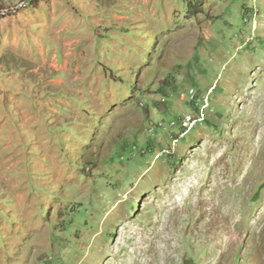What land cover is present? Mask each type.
<instances>
[{"label":"rangeland","instance_id":"rangeland-1","mask_svg":"<svg viewBox=\"0 0 264 264\" xmlns=\"http://www.w3.org/2000/svg\"><path fill=\"white\" fill-rule=\"evenodd\" d=\"M20 1L0 0V264H264V0ZM216 79L181 136L180 92Z\"/></svg>","mask_w":264,"mask_h":264},{"label":"built area","instance_id":"built-area-1","mask_svg":"<svg viewBox=\"0 0 264 264\" xmlns=\"http://www.w3.org/2000/svg\"><path fill=\"white\" fill-rule=\"evenodd\" d=\"M26 0H21L18 2V8H24L27 3ZM14 8H4L0 10V14H5L7 12L13 11ZM218 79L213 82L207 89L205 94L200 98L194 87L187 88L184 91H181L179 94V99H186L188 103L193 106V112H187L179 116L180 120V135H186L197 125L204 122L208 116L209 110L212 109L210 104V94L214 92L217 87ZM175 121H172V124H175Z\"/></svg>","mask_w":264,"mask_h":264}]
</instances>
